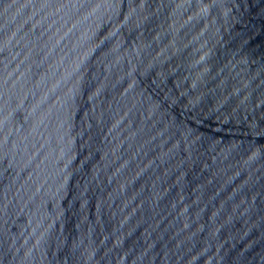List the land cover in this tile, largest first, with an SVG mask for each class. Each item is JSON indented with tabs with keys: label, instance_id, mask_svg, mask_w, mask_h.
Listing matches in <instances>:
<instances>
[{
	"label": "water",
	"instance_id": "water-1",
	"mask_svg": "<svg viewBox=\"0 0 264 264\" xmlns=\"http://www.w3.org/2000/svg\"><path fill=\"white\" fill-rule=\"evenodd\" d=\"M0 264H264V0H0Z\"/></svg>",
	"mask_w": 264,
	"mask_h": 264
}]
</instances>
